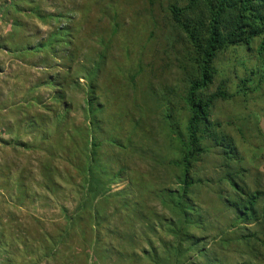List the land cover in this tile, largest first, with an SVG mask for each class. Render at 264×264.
I'll list each match as a JSON object with an SVG mask.
<instances>
[{
  "label": "rangeland",
  "instance_id": "obj_1",
  "mask_svg": "<svg viewBox=\"0 0 264 264\" xmlns=\"http://www.w3.org/2000/svg\"><path fill=\"white\" fill-rule=\"evenodd\" d=\"M186 2L0 0V264H160L153 253H172L183 217L169 192L196 73L170 8ZM260 43L217 53L200 94L226 95L208 121L236 160L201 139L181 264H264ZM228 171L257 197L246 220L225 203Z\"/></svg>",
  "mask_w": 264,
  "mask_h": 264
},
{
  "label": "trees",
  "instance_id": "obj_2",
  "mask_svg": "<svg viewBox=\"0 0 264 264\" xmlns=\"http://www.w3.org/2000/svg\"><path fill=\"white\" fill-rule=\"evenodd\" d=\"M170 16L173 26L186 40L196 78L191 81L185 97L189 119L180 188L175 193L169 192L170 195L173 194V205L175 204V209L183 217V223L178 228H172L177 240L173 250L170 249L172 253L170 255L167 253L164 258L156 252L153 254L160 260V264H181L179 261L184 252L183 230L189 223L185 199L194 184L189 174L190 164L196 156L207 151V148L201 145V139L208 135L207 140L214 142V146L223 151L222 154L227 160L232 162L236 160L228 144H224L225 139L221 140L222 137L218 138L213 134L208 121L213 101L219 97L226 98V95L219 90L212 96L202 99L200 94L207 91L212 83L215 73L212 62L217 53L232 46L248 45L258 38L261 39L260 52L264 50V0H187L183 7L174 5L170 8ZM236 177L238 174L229 171L224 175V180L232 191V200L225 199V203L233 209L238 218L246 220L257 212L255 210L257 197L244 193L243 189L239 188ZM203 253L204 250L198 251L199 256Z\"/></svg>",
  "mask_w": 264,
  "mask_h": 264
}]
</instances>
